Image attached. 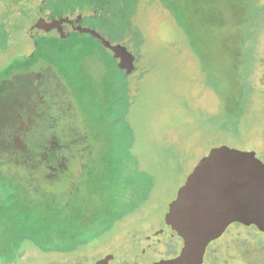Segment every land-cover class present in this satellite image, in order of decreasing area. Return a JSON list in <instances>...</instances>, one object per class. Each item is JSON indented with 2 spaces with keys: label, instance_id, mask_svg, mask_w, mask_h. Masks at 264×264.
Instances as JSON below:
<instances>
[{
  "label": "rangeland",
  "instance_id": "rangeland-1",
  "mask_svg": "<svg viewBox=\"0 0 264 264\" xmlns=\"http://www.w3.org/2000/svg\"><path fill=\"white\" fill-rule=\"evenodd\" d=\"M2 86L29 132L0 122V264L171 258L143 238L201 158L264 163V0H0ZM204 261L264 264V233L231 224Z\"/></svg>",
  "mask_w": 264,
  "mask_h": 264
},
{
  "label": "water",
  "instance_id": "water-1",
  "mask_svg": "<svg viewBox=\"0 0 264 264\" xmlns=\"http://www.w3.org/2000/svg\"><path fill=\"white\" fill-rule=\"evenodd\" d=\"M165 221L183 245L178 255L152 264H204L209 243L232 223L264 233V163L252 152L211 148L179 187ZM165 237L161 229L143 240L151 245ZM112 258L108 254L94 264H109Z\"/></svg>",
  "mask_w": 264,
  "mask_h": 264
},
{
  "label": "flooded vegetation",
  "instance_id": "flooded-vegetation-1",
  "mask_svg": "<svg viewBox=\"0 0 264 264\" xmlns=\"http://www.w3.org/2000/svg\"><path fill=\"white\" fill-rule=\"evenodd\" d=\"M35 62L37 63V61H34L33 63H31V64H29V65H27L25 68V71L23 72V74L22 75H28V74H30V73H35L36 71L35 70H27L28 68H30L32 65H34L35 64ZM19 74V73H18ZM16 74H14L13 76H15ZM12 76V77H13ZM14 79V78H13ZM12 79V80H13ZM9 83H13V85H14V81H11V79H10V81L7 83V84H9ZM30 83V82H29ZM30 85V84H29ZM3 87L4 86H2V87H0V93L2 92V90H3ZM9 88V87H8ZM11 88V87H10ZM46 88V86H45V84L42 82V83H35L32 87H30L29 86V92L31 93V95L30 96H32V95H34L35 96V94H37L38 93V95H40V92L42 91V89H45ZM13 90H14V87H13ZM14 94H13V96L15 97L16 95H17V93L18 92H16V91H14L13 92ZM3 96V95H2ZM37 96V95H36ZM5 97V96H4ZM41 97H42V95H41ZM3 101H4V99L3 98H1V95H0V122H2V127H4V125H6V123H7V128H8V130L10 129V131H13V133H11V135H13L15 138L16 137H18L17 138V141H18V143H17V147H18V145H21L22 146V143H20V136L21 135H25L26 133H28L29 132V128H28V126H25V124H24V122L22 121V117H24L25 115H23L21 112H17L16 113V111L14 110V111H10V112H8V111H5L4 110V104H3ZM34 146H35V144H33ZM24 146V145H23ZM20 148V147H19ZM38 148H39V146H38V144H36V149L38 150ZM48 148H51V146H49ZM33 150H35L34 149V147H33ZM56 161H57V159H55ZM232 224H236V225H239L240 223H232ZM230 226V225H229ZM161 229H164V232H165V234H166V237L165 238H163L162 240H164V239H169V240H173L174 238H177V237H179L178 235H176L174 232H173V230L168 226V224L166 223V221H165V214L163 215V220H162V223H161V225L157 228V230L156 231H159V230H161ZM156 231H154L153 233H155ZM153 233H151V234H153ZM151 234H149V235H151ZM149 235H146L145 237H147V236H149ZM221 237V236H220ZM219 237V238H220ZM180 238V237H179ZM218 239V238H217ZM216 239V240H217ZM162 240H160L159 242H161ZM180 240H181V245H183V241H182V239L180 238ZM159 242H157V243H159ZM210 244V243H209ZM151 245H153V244H151ZM148 246H150V245H148ZM208 247V246H207ZM181 250V249H180ZM180 252V251H179ZM206 252H207V248H206V251H205V254H204V260H205V255H206ZM179 254V253H178ZM177 254V255H178ZM176 256V255H175ZM172 258V257H171ZM204 264H205V261H204Z\"/></svg>",
  "mask_w": 264,
  "mask_h": 264
},
{
  "label": "trees",
  "instance_id": "trees-1",
  "mask_svg": "<svg viewBox=\"0 0 264 264\" xmlns=\"http://www.w3.org/2000/svg\"><path fill=\"white\" fill-rule=\"evenodd\" d=\"M38 59H39V58H38ZM38 59H36V60H38ZM31 62H33V60H32Z\"/></svg>",
  "mask_w": 264,
  "mask_h": 264
}]
</instances>
